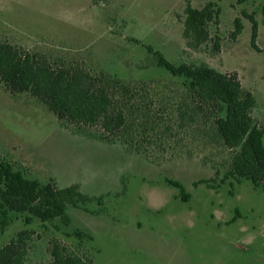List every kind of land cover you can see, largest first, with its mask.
<instances>
[{
  "label": "rangeland",
  "instance_id": "374dc122",
  "mask_svg": "<svg viewBox=\"0 0 264 264\" xmlns=\"http://www.w3.org/2000/svg\"><path fill=\"white\" fill-rule=\"evenodd\" d=\"M188 3L220 10L211 41L199 50L183 37ZM249 16L258 23L259 51ZM238 18L244 29L235 41ZM0 42L53 68H82L113 87H131L160 126L144 132L141 125V152L131 151L100 127L62 120L40 99L12 94L0 81V154L42 184H78L87 195L103 196L87 205L89 212L71 207L69 226L60 219L27 224V215L11 213L0 248L27 230L28 264H52L54 243L92 264H264V188L229 175L238 149L214 136L208 118L178 128L175 104L184 79L158 67L147 50L173 64L237 73L256 99L252 117L263 126L264 0H0Z\"/></svg>",
  "mask_w": 264,
  "mask_h": 264
},
{
  "label": "trees",
  "instance_id": "16d2710c",
  "mask_svg": "<svg viewBox=\"0 0 264 264\" xmlns=\"http://www.w3.org/2000/svg\"><path fill=\"white\" fill-rule=\"evenodd\" d=\"M219 15L220 10L215 9L214 3L202 9L188 3L183 37L189 49L199 50L211 41L209 29L212 24L219 23ZM248 18L252 23V47L258 50V23L253 16ZM235 24L232 39L237 41L244 26L239 18ZM147 50L158 67L175 78L184 79L181 101L175 104L178 128L193 129L201 118H208L214 136L226 148L238 149L229 175L264 188V125H258L252 117L256 99L251 92L244 90L238 74L221 73L205 64H173L153 47L148 46ZM214 50H221L219 38L214 41ZM0 81L12 94L30 93L40 99L62 120L100 127L108 139H120L131 151L141 152L137 146L141 125L144 132L160 129L157 123H153L156 120L153 111L136 103L131 87L122 83L113 87L108 79L95 77L82 68H53L37 54L3 42H0ZM209 110L214 111L213 120L207 115ZM168 182L185 193L180 182ZM102 200L103 196L96 198L85 194L78 184L65 188L59 187L55 180L42 184L27 177L21 168L0 154V232L10 225L11 213L27 215V224L33 219L41 223L60 219L69 226L71 207L89 212L88 204L101 203ZM83 235L80 231L75 233L80 238ZM29 237L27 230L22 231L0 248V264H28ZM51 251L52 264H92L83 257L69 254L61 243H54Z\"/></svg>",
  "mask_w": 264,
  "mask_h": 264
}]
</instances>
